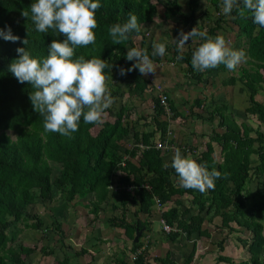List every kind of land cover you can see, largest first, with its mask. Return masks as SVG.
<instances>
[{"label": "trees", "instance_id": "obj_1", "mask_svg": "<svg viewBox=\"0 0 264 264\" xmlns=\"http://www.w3.org/2000/svg\"><path fill=\"white\" fill-rule=\"evenodd\" d=\"M203 1L98 0L101 7L96 10L95 43L76 47L73 58L96 57L106 61L107 84L115 104L106 112L115 114L116 118L114 121L102 118L100 124H86L81 117L79 130L69 138L44 130V117L34 111L30 100V93L35 89L28 82L19 83L9 71L10 64L19 58L17 48L23 47L33 58L43 59L48 54L51 42H63L65 37L52 29L46 33L35 30L30 13V6L35 0H0V30L6 31L10 27L12 34L19 36L20 41L28 39V44L24 45L20 41L14 43L0 37V264H38L27 261L36 247L26 246L19 240L24 232L22 226L46 237L53 232L58 236L61 246L65 244V222L53 215V223L48 224L47 215L31 213L30 209L38 202L46 204L54 200L55 189L68 203L95 196L90 214L97 219L103 204L113 196L112 188L117 189L115 187L118 186L120 189L124 186L137 188L134 197L121 190L120 204L112 207L115 211L121 209L122 214L109 219L112 226L121 230L123 246L134 254V264L151 263L147 261L149 244L145 246L142 241L144 234L138 242L134 241L138 230L146 227L145 232L150 233L151 224L148 219L129 221V206L135 207L136 215L144 214L148 216L146 218H152L150 216L157 198L163 205L161 214L165 222L162 233L165 237L176 242L185 236L182 246L193 242V249L181 264L194 261L197 240L213 237L205 225H211L217 218H220L223 230L229 229L231 233H236L242 229L250 233L251 241L246 243L249 244L250 263L264 264V102L257 100V96L264 92V28L253 23V15L248 10H244L241 16L234 8L231 14L225 15L222 0H210L214 14H209V9L202 11L200 8ZM240 3L243 7L242 0ZM23 10L29 11L28 19L22 17ZM129 13L138 17L140 30L131 33L127 41L115 45L111 41L109 27L127 22ZM210 15L215 21L210 28H204L201 22L210 18ZM159 18L175 24L170 27L174 30L172 37H177L183 28L191 31L197 27L198 31L214 38L220 31L225 32L233 26L231 30L235 32L246 54L247 66L240 67V71L237 68L229 70L223 64L214 69L232 71L233 74L240 72V75H232L225 84L237 87L239 95L245 96L248 104L244 110L246 118H256L260 122L259 127L255 129L246 120L239 123L228 113L229 106L226 103L213 101L204 106L203 100L199 99L194 104L187 103L190 104V117L195 115L202 121L217 122L212 135L208 137L205 151L199 153V145H195L192 149L185 148L182 153L188 156L186 150L189 149L198 163L206 164L209 171L215 169L221 173V178L215 180V187L203 193L180 186L174 169L171 166L167 169L163 167L165 163L171 164L167 158L170 148H158L160 142L173 145L174 140L168 137L172 123L177 119L187 120L189 116L182 113L176 101L168 96L152 74L146 77L135 69L120 75L121 68H131L135 63L126 60V53L130 48L137 47L139 42L142 43L141 49L147 50L154 62L162 60L160 56L152 57V46L143 47L145 42L153 38V33H148L146 29ZM192 41L196 45L192 47L191 40L186 42L189 47L188 51L182 52V59H177L181 55L177 44L168 46L169 59L186 65V76L202 82L212 69L201 72L192 67V53L204 40L195 37ZM158 86L161 90L157 89ZM125 94L128 100L123 104L121 98ZM161 94L166 97V106L162 104ZM144 100L153 104V113L149 117L150 123L143 122L144 129L139 130V124L131 120L132 114L136 112L132 108L135 103ZM197 107L204 108L205 113H196L194 110ZM141 120L147 122L148 118L142 115L136 122ZM148 126L154 128L149 130ZM95 128H100L96 135L91 133ZM127 141L132 142L131 147L126 144ZM214 144L221 147L222 161L214 156ZM254 183L256 189L253 197H250L249 188ZM183 199L189 200L188 207ZM164 225L172 230L165 231ZM113 240L112 244L121 249L122 246ZM225 241L222 239L217 242L218 251H225ZM91 247L95 246L91 244L84 247L77 256L88 254ZM41 251L51 256L55 248L44 246ZM220 259L229 261L227 258ZM70 261L69 258L57 260L54 264H71ZM72 261L78 264L76 257ZM122 263L126 264L124 261ZM155 263L176 264L170 252L163 259H155Z\"/></svg>", "mask_w": 264, "mask_h": 264}, {"label": "clouds", "instance_id": "obj_2", "mask_svg": "<svg viewBox=\"0 0 264 264\" xmlns=\"http://www.w3.org/2000/svg\"><path fill=\"white\" fill-rule=\"evenodd\" d=\"M242 4L243 7L240 0H222L223 13L229 15L235 8L243 16L244 10H248L253 15V23L264 28V0H242ZM100 7L98 0H35L30 6L31 21L37 32L46 33L52 29L65 37L63 42L53 40L43 59L33 58L23 47L17 48L19 58L9 66V71L19 83L28 82L35 89L30 93V100L34 111L44 117L46 132L71 138L79 130L81 117L86 124H100L106 109L113 103L107 84L109 77L105 74V69L108 68L106 61L96 57L73 58L76 47L95 43L96 10ZM21 15L28 19L29 11L23 10ZM139 30L138 17L129 13L127 22L115 23L109 27V35L113 44L120 45L129 39L131 33ZM0 37L14 43L20 41L19 36L12 34L10 27L6 31L0 30ZM195 37L204 40L191 57L192 67L197 71L214 69L221 64L229 70H235L246 59L245 52L230 48L224 36L217 35L213 38L198 31L197 27L187 33L183 30L179 32L178 39L174 40L181 53L177 59L183 58L186 42ZM20 42L27 45L28 39ZM165 53L166 43H153L152 57H163ZM126 60L135 63L131 68H121V76L135 69L142 75L156 70L154 63L157 62L150 58L147 50L132 47L127 50ZM186 151L189 152V149ZM169 166L177 174L180 186L201 193L213 189L215 180L221 178L219 171H209L206 164L198 163L190 155H183L179 148L175 149L171 164L163 165L165 169ZM117 191L121 192L120 186ZM154 210L162 213L158 208Z\"/></svg>", "mask_w": 264, "mask_h": 264}, {"label": "rangeland", "instance_id": "obj_3", "mask_svg": "<svg viewBox=\"0 0 264 264\" xmlns=\"http://www.w3.org/2000/svg\"><path fill=\"white\" fill-rule=\"evenodd\" d=\"M183 5L184 2H183ZM201 10L209 9L211 13L209 14H214V8L213 5L210 3V0H204L202 5H201ZM162 11V8L159 9ZM200 17V16H199ZM213 17L206 18V21H203V27L204 28H210L213 24ZM160 22V20L156 19L155 24ZM162 24L159 25V29H163V26L166 28L169 26H175V24H171L170 22H165L164 20L161 21ZM233 26H230L229 28L226 29L225 32L220 31L219 33L222 36H228L226 40L233 41V36L236 35L233 30H231ZM186 30V33L188 32L189 28H183ZM152 33V32H151ZM173 34L168 33L167 36L168 38L172 37ZM158 42H163L164 39L161 37L156 38ZM185 49V48H184ZM240 63L237 66V70L240 71ZM177 69L181 70V73H186L185 67L183 65L178 66ZM184 69V70H183ZM236 71L235 74L240 75ZM232 73V71H228ZM172 74V73H170ZM233 74V73H232ZM233 74V76H235ZM162 75V74H161ZM166 75V74H165ZM174 76V75H173ZM187 77V76H184ZM171 81V79L169 78ZM227 81V80H226ZM224 85L225 82H224ZM164 86V84H163ZM227 86V85H226ZM165 88V87H164ZM236 89L235 87L230 86L229 88H216L212 89L210 85L203 86L202 89H206L208 97L210 94H213L214 96L210 98V100H214L217 103H226L229 106V111L228 113L231 114L239 123H243L245 120L253 126L255 129L259 127L260 122L257 121L256 118H253L252 116L248 119L246 118V115L244 113L245 108L248 106V104H245V101L241 98H236L234 97L235 104H232V91L231 89ZM166 90V88H165ZM213 93H212V92ZM226 93L228 94V97L226 99L221 98V94ZM180 94L176 93L177 97V103L178 106L181 107L182 113H184L186 116H189V119L183 120L180 119L178 120L177 124H173L174 126L172 127V135L169 137V139L174 140L176 145L178 147L185 146V148H193L195 145H199L201 147L199 153L202 151L206 150V144L208 142V137L212 135L213 133V128L216 127L217 122H208V121H202L198 119L195 115L190 117V112H189V106L190 104H184V106H181L183 103L180 100ZM150 97V96H149ZM147 97V98H149ZM232 97V98H231ZM128 100V95L125 94L123 98H121V101L123 104ZM258 101H263L264 102V93H260L257 96ZM188 103V102H187ZM213 103V102H212ZM114 104V101L112 105ZM115 105V104H114ZM153 104L148 102L147 100H144L142 103L137 102L135 103L134 107L132 109H135L136 112L133 113L132 115V122L138 123L139 124V130L144 129V123H150V114L153 113L152 110ZM196 113H201L200 108H196L194 110ZM206 111V110H205ZM147 117L148 121L141 120L139 122L137 121V118ZM103 120L105 119L106 121H114L116 116L115 114H109L105 112V115L102 117ZM188 118V117H187ZM126 123V122H125ZM137 124V125H138ZM149 130L153 129V126H148ZM100 128H95L91 131L92 134H97ZM218 131H221L218 129ZM186 139V141H184ZM130 141V140H129ZM197 142V143H196ZM125 143V142H124ZM128 141L126 142V144ZM132 142H130L131 146ZM216 148V158L220 157L222 155L221 153V147L218 145L215 146ZM193 151V150H192ZM196 151V150H195ZM194 152V151H193ZM192 156V154H188ZM193 158V157H192ZM218 160L222 161L221 158H217ZM55 177V175H54ZM256 189V183L250 185L249 192L251 194L250 197H253ZM121 190H124V187L121 188ZM56 191V199L57 201L54 202H49L46 205L42 202H38L37 204L33 205L34 207H31V213L38 214V215H47V217L52 218L53 215L58 216L60 219H62L65 223L63 224V232H64V245L61 246V243L58 242V236L54 235V233H50L49 237L44 236L43 234H38L36 231H32L31 229L25 228V226H22L24 229V232L20 237L19 240L23 242L26 246H29L31 248H35V252L30 256L27 257L28 263H36L38 264H54L57 260L64 261L65 259H71L70 263L74 264V259L76 257V262L78 264H124L122 261H124L126 264H134V254L129 251L125 250L124 248V242H123V234L121 233V230L118 228H115L112 226V223H109V219L112 218L113 216H118L120 217L122 214V210L119 209L115 211L112 206H118L120 203L119 201H113L116 202L113 204L112 201L106 202L103 204V208L101 213L99 214V217L96 219L94 215L92 214H87L88 212L90 213L91 208H92V203L93 198L85 200H81V202L77 205L74 206L70 209H68L67 204L58 206V202L61 199V193L58 190ZM131 197V196H130ZM87 202V205H85ZM58 206L56 208L57 210L55 211L53 207ZM77 207V209H75ZM131 207V206H129ZM157 207V206H156ZM78 208H84L81 216L78 214L77 210ZM157 209V208H154ZM136 210V209H135ZM128 218L129 221L131 222H136L138 219L143 220V215H136L134 212V209L132 208L129 209L128 213ZM75 215L76 218L73 217ZM159 212H156L154 210L153 215L151 216V219H148L149 223L153 224V230L150 228V233H146L145 231L142 233L144 234V239L142 241L145 242V246H148V258L147 261L148 263L151 262L152 264L155 263V259L157 258H165L168 256V252L171 253V259L174 261H177L179 264L184 262V259L191 250L193 249L192 245L193 242H188V244H185L181 246L180 248H177L180 246V241L178 240L176 242L169 241L165 235L162 233V224L159 221ZM140 217V218H139ZM235 227H237L235 224H233ZM205 227L209 228L210 232L213 233V237L210 239L204 238L197 240V253L195 254V258L201 257V255H204V258L206 259L203 261L199 260L198 264H245V262L250 263V254L248 252V245L246 243H250L252 235L250 233L244 232V230L239 229L237 230L236 233H231L229 229L223 230L221 228V220L220 218H217L214 223L205 225ZM65 230V231H64ZM52 231V230H51ZM159 232V233H155ZM71 235V236H69ZM141 235V236H142ZM156 236V238H154ZM66 237H71L73 240H68ZM116 238V240L114 239ZM119 238V239H118ZM117 241L122 247L119 249L118 246H114V244H111L110 241L112 240ZM222 239H226V246H225V251L220 252L218 251L217 247V242H220ZM185 240L182 241V243ZM129 247H131V241H129ZM181 243V244H182ZM93 244L95 247L89 249V253L86 255L82 256H77V254L81 253V250H83L84 246H91ZM187 245V246H186ZM50 247V248H55V253L54 255H45L41 250L43 247ZM124 251H126V254H124ZM170 255V254H169ZM220 258H227L229 261H223ZM121 260V261H120ZM206 261V262H205ZM150 263V264H151ZM160 264V263H158Z\"/></svg>", "mask_w": 264, "mask_h": 264}, {"label": "crops", "instance_id": "obj_4", "mask_svg": "<svg viewBox=\"0 0 264 264\" xmlns=\"http://www.w3.org/2000/svg\"><path fill=\"white\" fill-rule=\"evenodd\" d=\"M158 20H160V22H158L157 24H152V26H149V28L148 29H146V31L148 32V33H153L152 35H153V38H151L150 39V42H145L144 44H143V47H145V48H150L152 45H153V43H166V53H165V55L163 56V57H161L162 58V60L159 62V63H154L155 64V72L154 73H149V74H152V76H154L155 77V79L159 82L158 84L159 85H161L162 87H163V89H164V91L168 94V96H170V98H172L173 100H175V101H177V97H176V93H179L180 95V100H181V102L183 103L181 106H184V104L186 103L187 104V102L188 103H193L194 104V101L196 100V99H199V100H203V103L205 104L204 106H208V105H210L214 100H210V98H212L214 95L213 94H210V96L208 97V95H207V91H206V89H202V87L203 86H206V85H210V87L212 88V89H216V88H218V87H220V88H229L230 86L229 85H224V82L226 81V80H228L233 74L232 73H230V72H227V71H219V70H215V69H212L210 72H209V74H207V76H205L204 77V81H202V82H197V80H195V79H193L192 77H184V76H186L187 75V73H181V70L180 69H177V67L179 66L180 67V63H177V62H175V61H172L171 59H169V57H170V55L168 54V50H167V47L168 46H170V45H173V44H177L174 40H176V39H178L177 37H178V35H179V33H178V35H177V37H170V38H168V36H167V34L168 33H171V34H173V31H172V29L168 26L167 28L165 27V26H163V29H159V25L160 24H162L161 23V21H163L164 19H158ZM165 22H167L166 20H164ZM160 23V24H159ZM185 33H186V30H184V29H182ZM180 32V31H179ZM188 32H189V30H188ZM221 33H219V35H220ZM158 37H161L162 39H164L163 40V42H158L157 40H156V38H158ZM226 38H228V36H225ZM224 37V38H225ZM226 38H225V40H226ZM226 43L228 44V46L230 47V48H232L233 50H243V48L241 47V42L239 43L238 41H237V39H236V35H234L233 36V41H230V40H226ZM190 45L192 46V47H194L195 45H196V43H195V41H191L190 42ZM137 47L138 48H140L141 49V47H142V43L141 42H139L138 44H137ZM188 47H189V44L188 43H186V47H185V49L183 50V52H186V51H188ZM169 60H171V61H169ZM242 63V62H241ZM247 66V64H246V59L243 61V64L242 65H240V67H246ZM183 67H185V70H187V66L186 65H184L183 64ZM170 73H172V74H170ZM148 74V75H149ZM162 74V75H161ZM166 74V75H165ZM148 75H146V77L148 76ZM174 75V76H173ZM169 78L171 79V81L169 80ZM163 84H164V86H163ZM166 88V90H165V88ZM232 87H235V86H232ZM236 89H237V87H235ZM236 89H231V93H232V96H233V98H232V104H235V101H234V97H236V98H241V99H243L244 101H245V104L247 103L246 102V98H245V96L244 95H242V96H240L239 95V93H238V91L236 90ZM212 92V91H211ZM213 93V92H212ZM262 93V92H261ZM264 93V92H263ZM149 95L151 96V94L149 93ZM226 97H228V94H226V93H222L221 94V98L222 99H226ZM224 99V100H225ZM148 102H149V100H147ZM176 104H177V107H179L178 106V103L176 102ZM180 109H182L181 107H180ZM202 109L204 110V111H202ZM195 110H196V108H195ZM201 111H202V113L204 114L205 113V109L204 108H201ZM178 120H180V119H177V120H175L173 123H172V127L174 126L173 124H177V122H178ZM220 130V129H219ZM219 132H221V131H219ZM96 135V134H95ZM172 135V128H171V130L169 131V136L168 137H170ZM170 140H172V139H170ZM184 141H186V139L184 140ZM197 143V142H196ZM208 143V142H207ZM129 147H131L130 146V143H128L127 144ZM217 144H214V146H216ZM171 149H170V154H168V156H167V158H168V161L171 163V160H172V156L174 155V151H175V149L176 148H179L180 150H181V153H183L184 152V150H185V146H182V147H178L177 145H176V143L174 142L173 143V145L171 144ZM201 149V147H199V150ZM197 151V150H196ZM195 151V152H196ZM186 153H190V152H187L186 151ZM222 153V152H221ZM190 154H192V153H190ZM187 155V154H186ZM189 156V155H188ZM214 156H216V148H215V154H214ZM191 157H193L194 158V156H191ZM216 158V157H215ZM217 158H221L222 159V155L220 156V157H217ZM115 188H117V187H115ZM112 191L113 192H115V193H117V195L115 196V194L112 192V194H113V196L109 199V200H107L108 202H110V201H116V202H118L119 201V197H120V192L119 191H117V189H114V188H112ZM56 194V193H55ZM131 195V197H134L135 196V194H130ZM95 199L96 200V197L95 196H92V197H88V198H84V199H76L75 201H73V202H71V203H68L67 201H66V199H64L63 197H62V195H61V199L63 200V201H61L60 202V200H59V202H58V206H61L62 204L63 205H65V204H67V206H68V209H69V211H70V209L72 208V207H74V206H77L80 202H81V200H85V201H87V199ZM174 199V198H173ZM118 200V201H117ZM175 200H176V197H175ZM183 200H185V205H187V207L190 205V203L189 202H187V201H189V200H187V199H183ZM57 201V199H56V197H55V199L54 200H51V201H49V202H56ZM92 201V200H91ZM106 201V202H107ZM49 202H47V203H49ZM116 202H113V204H115ZM46 203V204H47ZM45 204V205H46ZM62 205V206H63ZM85 205H87V202H86V204ZM47 206V205H46ZM58 206H55V207H53V209L56 211L57 209L56 208H58ZM34 207V206H33ZM130 208H132V210L134 209V212L136 213V210H135V207L134 206H131ZM129 208V209H130ZM75 209H77V207H75ZM84 210V208H78V210H77V212H78V214L81 216V214H85V213H82V211ZM157 212V211H156ZM128 213H129V211H128ZM87 214H89L90 215V213L88 212ZM138 215H140V214H138ZM143 215V221L146 219V217H148V216H145L144 214H142ZM153 215V214H152ZM43 216V215H42ZM150 216V215H149ZM161 216H162V214L161 213H159V215H158V217H159V221L161 220ZM73 217L74 218H76L75 217V215H73ZM151 217V216H150ZM140 218V217H139ZM148 219H151V218H148ZM53 221H54V219H52V218H50V217H47V223L48 224H51V223H53ZM145 228V230H146V227H144ZM151 229L153 230V224H152V226H151ZM33 231V230H32ZM65 231V230H64ZM155 233H159V232H155ZM69 236H71V235H69ZM72 237V236H71ZM71 237H66L68 240H73ZM184 237L185 236H181L180 238H179V240H181L179 243H180V246H178L177 248H180L181 249V246H182V241H183V239H184ZM154 238H156V236H154ZM205 237H203V238H201V239H204ZM114 241V240H113ZM110 243L112 244V241H110ZM182 243V244H181ZM198 245V244H197ZM84 247H89V246H84ZM92 248V247H91ZM91 248H89V249H91ZM196 253H197V250H196ZM204 254V253H203ZM201 255V257H199V259L198 258H194V261L191 263V264H198V262H199V260H202L203 259V261L206 259V257L204 258V255ZM147 258H148V256H147ZM172 261H174V260H172ZM206 262V261H205ZM174 263H176V264H179L177 261H174Z\"/></svg>", "mask_w": 264, "mask_h": 264}, {"label": "built area", "instance_id": "obj_5", "mask_svg": "<svg viewBox=\"0 0 264 264\" xmlns=\"http://www.w3.org/2000/svg\"><path fill=\"white\" fill-rule=\"evenodd\" d=\"M157 89L158 90H161V88H160V86H158L157 87ZM161 95H163V94H161ZM162 104L163 105H167V102H166V97L163 95L162 97ZM170 115H169V113H168V117H169ZM171 145H169V144H167V142L166 143H163V142H160L159 143V145H158V148H170L171 149ZM124 189H125V191L127 192V193H131V194H136L137 193V188L136 187H134V186H129V187H124ZM156 206H157V208H158V210L160 211V212H162L163 211V205L160 203V200L157 198L156 199ZM162 221V225L164 224V220L162 219L161 220ZM163 229L165 230V231H167V232H170L172 229L169 227V226H166V225H164V227H163Z\"/></svg>", "mask_w": 264, "mask_h": 264}, {"label": "water", "instance_id": "obj_6", "mask_svg": "<svg viewBox=\"0 0 264 264\" xmlns=\"http://www.w3.org/2000/svg\"><path fill=\"white\" fill-rule=\"evenodd\" d=\"M145 231V228H143L142 230H138L136 237H135V242H138L137 240H139V237L142 235V233Z\"/></svg>", "mask_w": 264, "mask_h": 264}]
</instances>
